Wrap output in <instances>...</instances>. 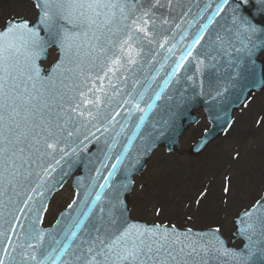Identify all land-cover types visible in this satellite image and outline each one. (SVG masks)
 Segmentation results:
<instances>
[{
    "label": "snow or ice",
    "instance_id": "6c2138e0",
    "mask_svg": "<svg viewBox=\"0 0 264 264\" xmlns=\"http://www.w3.org/2000/svg\"><path fill=\"white\" fill-rule=\"evenodd\" d=\"M248 3L216 0L214 8L206 4L200 14H211L180 49L165 84L173 78L179 81L189 58L201 74L205 69H231V79L244 65L254 76L257 57L264 56V26L244 14ZM165 6L172 9L173 0H34L36 22L13 19L0 28V208L14 203V197L18 205L26 196L24 206L39 212L29 207L32 193L43 199L39 189L61 162L87 150L101 128L109 131L120 115L114 104L122 101V106L143 113L136 125L140 128L155 103L141 108L144 93L128 92L127 83L138 69L156 61L160 50L165 60L176 54L175 37L166 35L164 28L173 21L157 16ZM259 6L264 13V0ZM210 25H215L211 31ZM180 27L175 24V29ZM187 35L185 31L180 41ZM197 46L203 51L194 56ZM50 47L57 49L58 58L45 72L40 61ZM186 79L195 83L194 74ZM222 91L226 88L216 95ZM116 168L112 164L106 176L96 169L84 199L79 200L78 193L68 205L77 206V214L67 225L58 220L61 227L55 234L34 223L21 225L23 234L14 241L9 232L15 233V227L5 229L0 223V264H264V198L240 217L246 250L235 251L226 246L219 228L193 232L130 222L121 193L111 183ZM34 178L35 186L29 188ZM100 178L104 182L97 184ZM15 211L24 208L10 209L9 215Z\"/></svg>",
    "mask_w": 264,
    "mask_h": 264
},
{
    "label": "water",
    "instance_id": "95a60500",
    "mask_svg": "<svg viewBox=\"0 0 264 264\" xmlns=\"http://www.w3.org/2000/svg\"><path fill=\"white\" fill-rule=\"evenodd\" d=\"M193 2L198 4L200 0H193ZM215 4H212L213 8L215 7ZM202 6H200V8H192L190 4L184 5L177 16L172 13L170 14L171 17L174 18L170 19L173 21L170 25L173 26L176 23H180V20L181 22L188 21L190 23L187 28H185V31L188 34H192L195 30V25L199 22L195 20V18L211 14V10H209L201 15L200 10L204 8ZM244 8L246 9L244 14L254 24L264 26V13H262L260 9L259 0H249V3L245 5ZM189 9H191V11H189ZM184 13L188 14L185 16ZM181 17H183V19H181ZM36 20L30 21L36 22ZM185 31H183L180 36L183 35ZM165 34L171 36L169 32H166ZM174 43H177L175 56H172L167 60L163 59L164 56L162 58L157 57L156 61H153L151 64H145L142 68L138 69L134 77H129L127 91L133 92L134 95L140 92L144 93L143 99L140 100V107L147 109L148 103H155V107L147 110V115L140 128L135 127V125L137 122L140 123L139 117L143 115V113L132 109L131 105L122 106V101L121 105L114 104L112 107L115 112H119L120 115L125 114L124 116L126 118L133 121V128L129 127L123 134L120 132L125 126L126 120L122 121L121 125L117 126V128L112 131L104 132L101 128V131L96 133L97 138L92 139L91 143L88 144L87 150H81L79 154L75 156L80 157L90 148H95L98 154L97 156H100L104 161L101 164H95V168H93V177H96L97 175V168L101 169L102 176H106L107 172L112 170L111 165L116 164L117 168L114 170L111 183L119 181L115 185L113 184V186L120 191L121 197L126 194L133 177L143 169L148 158L159 145L166 146L168 150H174L179 153L184 152L178 147V139L191 123H195V120L190 116L192 108H197L199 106L205 108L208 118L212 122L211 130L205 134L196 146L197 149L195 148V150L200 148V151H202L210 141L225 131L230 122L233 109H240V107L251 98L253 92L264 90L263 65H261L259 70L257 68L258 71L256 75L248 76L247 81L244 83H242L241 78H237L234 80L235 84L231 85L230 83L222 82L223 79H229V73H227V71L226 75L221 72L220 74H217V79H214L213 75L208 76L206 70H204L203 74L195 72V64L186 62L185 68L187 71L182 70L181 73H178V76L180 77L179 81L177 82V79L173 78L171 83L165 84L167 73L172 70L171 66L179 57L180 48L184 41H180L179 37V39H174ZM161 64L164 65L163 68H161ZM193 74L195 83L186 79V76ZM136 80H139L138 84L135 83ZM119 87L122 91L125 88L123 84ZM225 88L226 91H222L220 96L216 95L217 90H223ZM133 89H135V91H133ZM156 93H160L159 100L155 99ZM210 93H213L214 95L212 96ZM190 95L192 98H200L199 100L190 99ZM201 102L203 103L200 104ZM227 102H229L230 105ZM129 106V110L131 109V116H129ZM174 115L177 116L176 121L172 120ZM120 117L121 116L119 115L116 116V121H119ZM122 125L123 127H121ZM93 131H95V129H93ZM193 153H195V151H193ZM89 157L90 154L88 153L84 156V160ZM106 157L108 158L106 159ZM117 157H120V160L126 158L127 166H119V162L116 159ZM67 160H69L68 157L65 161ZM65 161H62L61 163H64ZM102 165H107V168L102 167ZM62 172L63 167L59 165L56 168V171L52 172L51 175L46 178V183L39 189V191L43 193V199L41 196L32 193L33 200L29 201V207L40 209L39 212H31L24 206L23 199H26V196L21 199L18 205L15 203L14 197V203L9 204L7 208H0V213H2L0 223L3 224V228L7 229L13 225L15 228H18V231L15 230V233L9 232V235L12 236L14 241L17 239V236H22L23 234V228L21 225L27 227L29 224L34 223V226L37 229H40V223L46 208L47 200L53 191L58 189L64 181L61 177ZM66 173L67 172H65V174ZM93 177L87 191L91 189ZM103 182L102 178L96 181L97 184ZM34 186L35 178L33 184L29 185V188ZM109 191H111V189ZM83 199L84 197L81 200ZM124 199H126V196ZM5 204H7V201H5ZM16 207L24 208V212L15 211L13 215L10 216L9 210ZM83 210L86 211V209ZM77 211V206L68 209V211L60 216V220L67 225L71 221V218L77 214ZM96 211L97 210L94 209V212ZM127 213L128 210L126 209V215ZM14 217H18L19 219H15ZM4 220H9L10 224L3 223ZM239 220L236 223L237 228L230 232L232 241L234 242L237 239H244L245 243H247L246 238L239 233ZM60 227L61 226L56 224L51 230V233L55 234ZM225 244L227 246L226 242ZM245 250L246 249L244 248L240 251ZM213 264H216V262L214 261Z\"/></svg>",
    "mask_w": 264,
    "mask_h": 264
},
{
    "label": "rangeland",
    "instance_id": "374dc122",
    "mask_svg": "<svg viewBox=\"0 0 264 264\" xmlns=\"http://www.w3.org/2000/svg\"><path fill=\"white\" fill-rule=\"evenodd\" d=\"M36 14L30 0H0L2 27L7 19L35 18ZM53 60L54 55L51 54L43 64L47 67ZM263 114L264 92L236 114L235 127L239 126L238 129L220 142L216 141V145L212 146L213 143L202 156L192 159L167 154L163 149L158 151L134 187L131 200V204L135 203L134 209L132 206L133 217L149 223L169 221L178 227L196 229L220 224L222 232L228 237L227 232L232 228L238 212L251 203L258 185L264 183V121H260ZM207 127L203 119L182 139V147H188ZM242 142H245V147L239 149ZM252 148L251 156L243 154L245 149ZM234 154L238 158H232L231 162L230 156ZM225 180L229 181L226 195L229 205L221 209L223 192L220 189ZM210 181L213 184L210 194L215 190L213 198H216V202H205L200 207L201 203L197 205L194 199ZM72 195L73 191L67 185L53 197L45 214V223H49L67 206Z\"/></svg>",
    "mask_w": 264,
    "mask_h": 264
}]
</instances>
